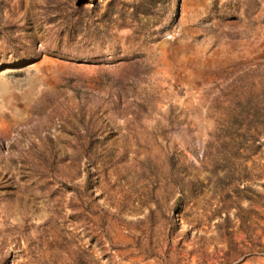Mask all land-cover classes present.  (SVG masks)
I'll return each mask as SVG.
<instances>
[{
	"label": "rangeland",
	"instance_id": "374dc122",
	"mask_svg": "<svg viewBox=\"0 0 264 264\" xmlns=\"http://www.w3.org/2000/svg\"><path fill=\"white\" fill-rule=\"evenodd\" d=\"M259 109L264 0H0V264H264Z\"/></svg>",
	"mask_w": 264,
	"mask_h": 264
},
{
	"label": "trees",
	"instance_id": "16d2710c",
	"mask_svg": "<svg viewBox=\"0 0 264 264\" xmlns=\"http://www.w3.org/2000/svg\"><path fill=\"white\" fill-rule=\"evenodd\" d=\"M255 114H257L256 116H260L259 118H261L262 122H264V109H259ZM251 116H255L254 113H252Z\"/></svg>",
	"mask_w": 264,
	"mask_h": 264
}]
</instances>
